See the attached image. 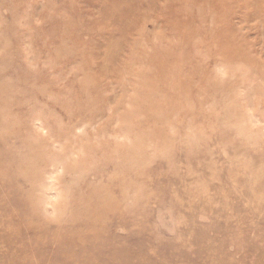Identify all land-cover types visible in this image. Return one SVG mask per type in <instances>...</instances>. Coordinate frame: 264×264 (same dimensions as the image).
<instances>
[{
	"label": "rangeland",
	"instance_id": "obj_1",
	"mask_svg": "<svg viewBox=\"0 0 264 264\" xmlns=\"http://www.w3.org/2000/svg\"><path fill=\"white\" fill-rule=\"evenodd\" d=\"M0 264H264V0H0Z\"/></svg>",
	"mask_w": 264,
	"mask_h": 264
}]
</instances>
